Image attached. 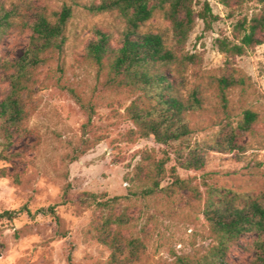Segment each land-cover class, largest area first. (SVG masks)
Returning <instances> with one entry per match:
<instances>
[{"label": "rangeland", "instance_id": "374dc122", "mask_svg": "<svg viewBox=\"0 0 264 264\" xmlns=\"http://www.w3.org/2000/svg\"><path fill=\"white\" fill-rule=\"evenodd\" d=\"M99 1L0 0V8H15L24 20L37 12L52 16L63 6L72 11L63 49L46 55L25 94L23 123L11 130L9 141L0 127V212L22 206L33 212L57 204L58 219L25 213L0 219V264H104L110 251L95 239L93 225L106 211L84 201L83 193L97 194L101 200L123 197L115 209L126 214L123 232L144 244L135 264H172L182 256L198 260L210 252L215 242L202 202L211 187L250 193L264 204V33L261 44L241 56L229 58L218 48L219 40L239 43L238 22L264 12V1L208 0L218 19L208 31L196 19L185 43L177 47L172 70L184 93L200 90L203 106L188 115L187 138L169 147L151 136L133 139L134 125L125 112L132 94L105 86L103 73L85 56L94 28L109 32L118 47L124 26L116 13L92 14L85 8ZM202 1L193 0L195 11ZM15 20L0 41V100L9 89L7 62L21 54L29 37L20 17ZM142 31L159 32L169 45L173 42L169 23L160 13ZM229 74L244 77L245 83L226 91L223 106L217 79ZM70 90L92 107L89 121ZM246 110L254 112L256 120L249 131H242L237 126ZM233 131L239 147L210 149L201 169L187 170L177 161L175 150L212 145ZM143 150L156 159L169 156L159 177L161 190L151 196L134 193L137 188L125 181ZM175 177L190 188L175 186ZM261 240L264 234H244L229 248L225 264H256L255 243Z\"/></svg>", "mask_w": 264, "mask_h": 264}, {"label": "trees", "instance_id": "16d2710c", "mask_svg": "<svg viewBox=\"0 0 264 264\" xmlns=\"http://www.w3.org/2000/svg\"><path fill=\"white\" fill-rule=\"evenodd\" d=\"M85 8L92 14L116 13L122 19L124 26L119 34L118 47L113 46L109 32L94 28V37L85 45V56L103 73L105 86L125 88L132 94L133 99L125 112L134 125L131 132L133 139L151 136L157 144L166 147L185 140L191 132L187 117L202 108L203 97L199 89L184 93L177 81V72L175 74L172 67L178 61L177 47L185 43L195 20L200 19L203 30L208 31L218 19L208 0L202 1L198 11L193 8V0H100L85 5ZM155 13H160L169 23L172 44L169 45L159 32L142 31V27ZM71 16L69 6H63L52 16L37 12L30 20L22 19L15 8H0V41L15 25L17 17L29 31L25 48L6 66L10 70L7 76L9 89L0 100V127L8 141L11 130L18 129L26 117L25 94L34 84L36 71L45 62L48 53L63 49ZM238 27L239 43L218 41L219 50L229 58L241 56L247 48L261 44L264 12L253 16L249 22L247 19L241 20ZM244 83V77L233 74L217 79L218 97L223 106L227 103L226 91ZM70 93L79 106L87 110L89 121L93 114L92 107L82 103L72 90ZM255 120L256 114L246 110L237 128L249 131ZM236 138L237 134L233 131L212 145L195 144L187 146L186 150L179 148L175 150V155L182 168L199 170L204 166L206 153L210 149L222 152L236 150L239 147ZM168 159V153L165 158L156 159L151 151L143 150L139 162L132 173L125 176V181L137 188L134 193L154 195L161 190L159 177ZM174 182L179 188H190L187 181L178 177H175ZM82 197L84 201L106 211L93 225L95 239L110 251L104 264H135L144 244L140 239L128 237L123 232L127 223L126 214L115 212L123 197L101 200L94 193H83ZM64 203L63 199L61 204ZM56 208L57 204H54L32 212L22 206L14 211L0 212V219L12 220L18 214L25 213L29 217L49 215L57 220ZM202 214L215 244L207 255L198 260L182 256L172 264H225L229 248L241 236L254 233L260 237L264 234V204L250 193L211 187L203 198ZM255 249L258 251L255 263L263 264L264 241H257Z\"/></svg>", "mask_w": 264, "mask_h": 264}]
</instances>
